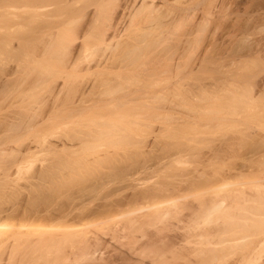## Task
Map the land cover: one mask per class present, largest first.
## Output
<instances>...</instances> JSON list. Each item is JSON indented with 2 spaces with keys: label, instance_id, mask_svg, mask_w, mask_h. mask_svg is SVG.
<instances>
[{
  "label": "bare ground",
  "instance_id": "obj_1",
  "mask_svg": "<svg viewBox=\"0 0 264 264\" xmlns=\"http://www.w3.org/2000/svg\"><path fill=\"white\" fill-rule=\"evenodd\" d=\"M175 1L177 2V0ZM175 1L173 2L172 0L170 2L169 0H166V2L171 6L168 9V11L172 12V13H169L168 15L170 16L172 15L173 19L170 20L169 22H163V20H166L164 18L165 12L163 14V11H164L163 4H165L163 0H0V9L3 10L5 8L4 12L5 11L7 12V18H8V13L10 14L9 18L10 16L13 17V19L11 18V20L10 19L8 20L3 16L4 13L3 15L0 14V74L6 75L5 73H9L8 71L9 69H7V67H8V64H10V61L13 60L15 62V64L14 62L13 64L16 65L15 70L17 71L19 69L21 70V71L19 70L20 71L19 74H24V78L25 76L26 77L30 76V78H32L33 76L32 79L34 80V82L30 81L31 82L30 83L26 81L27 84L26 82H22V85L25 84L27 87L29 86L28 84L30 85L32 84V88L31 86L29 87L31 89L36 90V92L41 90V88H42V91L44 90L45 92L46 90H48L46 94H42L43 92L38 93V95L42 94L43 96L40 95L41 98L36 99L37 94L35 93L34 90L30 89L33 92L32 93L28 87H27L28 89L24 87L25 85L22 87L20 86V84H18V86H14L16 88L18 87L20 88V89L19 88L16 89L17 91L15 92L16 98L18 99L20 98V103L21 102L26 103V104L28 103L29 105V106L27 105L28 109L26 108L24 111H27L29 114L30 110H33V113H31V115L30 114L27 115V117L23 116V117H26V119L21 118L20 116L21 121L17 120L16 122H19L17 124L8 123V121H10L9 119L8 121L7 120L5 121L9 125H6V123L2 122L4 125L2 126L0 125V126L2 128L3 126H6L3 129L8 130L7 133H10L11 135H14V136H18L19 133L22 131V129H24V132H28V133L31 131L33 132V130L38 129L40 125H42L43 123H46L45 121H48V120H50V122L51 120L53 121V116H54L53 111H55V113L60 112L62 116V117L60 116L62 121L57 122V124L60 123L58 124L57 128L64 127L63 129H67V130L68 129L71 130L72 127L75 128V129L73 128V130L71 131L68 130L70 131L69 134H64L66 135L65 137L68 140L66 141L69 142V144L67 143L68 145L66 144V141L65 143H62V144H61V141H59L60 144L63 146V148L60 150H64L63 151L64 153H65L66 147L67 146L69 147L68 149L69 151L68 152L66 151L65 153L66 155L63 154L65 157L61 154L63 158H61V156L60 158L58 157L57 162L53 163L55 164V166L51 165L52 164L51 163L49 165H51L52 167L48 165L50 168H47L46 166L47 171L43 168L46 172L43 173L41 170V174L36 173V174H39L38 175L39 177L37 176L36 179L39 178V179L45 180L46 183H47V179L52 180L51 183L50 181L48 182L50 183L48 193L50 192V195L52 194V196L48 197L50 195L47 196L43 191V193L48 198L47 197L45 198L44 194L42 198V196L40 195V191L42 193V190H43L42 188H44V186L41 185L42 186L41 188V186H39L40 184L39 183L37 185V188H36V184H34L35 185L34 186L35 188H34L33 186H30L31 181L29 180L30 183L28 182L30 188L33 187L36 190L37 194L39 193L38 198L39 196H41L40 199H42L43 200L42 202L47 204L48 207H49V204L51 205L56 200L54 199L53 201L54 197H59L61 199L65 198V200L67 202H70V204L74 202V200H76L75 195H73L75 191L74 187L76 186L75 184L77 185L79 184L78 186L80 185L82 186L84 183L87 182L88 177L91 176L90 168H89L90 162L86 158L87 155L84 153L88 151H92V150H97L104 146H108L110 150L112 148V150L114 151L115 148L117 149L121 147L124 148L128 144H132L131 140L133 139V137H135L133 135L136 134L135 133L136 129L134 130L130 128H124L121 126L125 124L126 125L128 124L137 125L140 123H146V124L148 123L151 124L154 122L163 123V120L165 118L169 120L170 116L166 114L167 112L169 113V111L166 110L164 112L163 104L169 105V106L172 105V107L175 105H177L178 107L179 105L180 106L186 105L187 107L191 106L189 107L191 108V112L194 111V115L196 114L197 108H195L196 107L195 103L194 105L192 104H193V99L196 97L194 99V102H195L197 98L199 97L198 95H195L194 93L196 89H198L197 87H199L198 86L199 80L197 79V76H198L197 74H199L198 71H200L201 69L203 71L206 70L205 72L209 73V71L213 69L211 68L210 70L209 67L211 64H213L214 60L213 62H211L212 58L209 59L206 57V55H205L206 59H204V57L202 56L198 57L200 54L195 56L197 54V53L195 54V52H197L198 49H200L198 47L199 42L196 38H193L191 41H188L187 39L185 40L187 42L182 43L183 40H182V35H180L181 33L180 30L182 31L183 26L186 25L187 22L193 19H198V18H194L195 15L192 16V14H186V9H183V6H185L187 3H185V5L179 3L180 5L179 6L178 4H176ZM199 1L198 3L200 4ZM208 2L209 4H206ZM208 2L207 0L206 2H204L207 6V10L206 8H203L202 14L200 16V19L202 20L203 23H207L206 21H208L212 12H214V8L217 7V6H214V3H212L213 0L212 2L211 1H208ZM25 30H27V32L23 33L22 31H25ZM187 36H188V33H187ZM203 40H206V39H203ZM170 42L171 44L173 42L174 43L176 42V44L170 45ZM191 42H192V45H191ZM196 44L198 45L197 47H196ZM193 45L195 46L193 47ZM206 47L204 48L202 47L203 48L202 52L206 50ZM210 53L212 52L207 51V53L205 54H208L209 56ZM191 55L197 58L195 57H194L195 59L193 57L191 58ZM216 66H218L221 69L223 65L216 64ZM218 67L217 69L219 71L220 69ZM96 69L97 70L100 69L99 72H101L100 74L99 73L94 74V75L96 74L99 75L98 77L100 78V80H98V84H96L97 83L96 81V83L94 84H89L88 88L87 87L82 88L80 83L77 84L76 79L80 76V74H82L83 72L91 73V71L93 73L95 72ZM11 70L13 71L14 68ZM15 74H18V73L15 72ZM88 79L91 80L90 78ZM58 80H61V82L62 81L63 82L61 83L59 81L60 82L59 84ZM19 82L20 81H18V83ZM221 83L218 85H221ZM16 84H17V81H16ZM45 86H48L47 87L48 89ZM43 87H45V89ZM63 87H64V90L67 89L65 96L61 95ZM26 90L30 91L31 95ZM14 91L15 90L11 91V93ZM245 91L246 93L241 94L239 89H237L236 87H230L229 89L224 91L221 96L208 97V99L212 101L215 100V104L218 103V101H220L219 100L220 98L221 99L224 98L223 101L228 100V103L227 102L223 103L222 101L221 104H216L219 107L215 106V112H214L215 114L213 113L214 110L212 111L210 110V112L212 113L210 115L211 116L215 115L214 117H212V119H218L219 118L218 116L220 115L219 113H221V110H223L224 112V109L227 110V113H229L231 117L232 116L239 117V116L246 115L249 118V116L252 115V111L258 108L257 103L260 101H258L256 95L253 94L255 93L253 90H252L253 93L250 92L247 88ZM9 92L10 91H8L7 93ZM44 95H46V97H44ZM31 96L33 98H31ZM61 96H63V98H60ZM10 104H12V102ZM33 104L35 105L37 104L38 107L36 106L33 109L32 107L35 106ZM30 107L32 109H30ZM219 108H220V111H219ZM199 109L201 108H198V112L200 111ZM94 110H97V111H94ZM90 112H93V113H90ZM203 113L200 112V115ZM190 114L192 116V113ZM172 115L173 114H171V116ZM197 116L193 119L198 121L201 118V116H198V117ZM56 119L58 121L60 120L58 116L56 117ZM67 132H63V133H67ZM4 134H5V131H4ZM1 135H3V133ZM8 138H10L11 141L12 139H14L13 137L11 138L9 136ZM44 139H42V141L39 140L38 142L39 146L43 147L46 139L48 138H46L45 140ZM18 140L19 138H16V141ZM237 144L239 143L234 144V146H229V149L231 148L230 150L232 151L234 147H236ZM240 145L241 144H239V146ZM45 146L46 145H44V147ZM3 147L4 148L0 147V170L4 172L5 174L7 173V176H4V177L10 179V176H12L14 173L15 175L17 174V176L22 173V170H23L22 164H21L22 162H20L19 158H18L19 160L16 158V156L18 155H20L21 157V154L17 153L18 155L17 154L15 155V152L8 154V151L10 150H7L8 148L5 149L6 146H3ZM50 147H46V148L51 149ZM104 148H107V147H104ZM236 150L238 151L237 148ZM111 152L109 154H111ZM232 154L234 153L232 152ZM10 155L11 157L15 156V158L13 159L12 157L13 160L9 162V160L7 159L10 158V157L8 158V156ZM72 160H73V163H72ZM112 161L111 159H109V157L107 160H104V161H101L98 159L97 162L99 163L97 164V162L95 161V165L97 164L96 166L99 167V169L101 170L105 165L106 166L111 165L113 163ZM90 166L92 167L91 164ZM93 169L95 168L93 167L92 170ZM100 170H98L99 173L101 172ZM216 171L217 170H215V172L213 173L220 174L222 181L220 182L218 180L219 178L217 179V177H220V176H215L212 173H210L212 174V176L216 177L215 179L216 181H214V177L212 178L213 179L212 181L213 182L219 181V183L210 185V188L207 190L203 189L202 191H198L194 193V196L198 197L201 200V201L199 200L200 205H201V208L199 206V211H201L202 213L212 214L214 213L213 211H216L218 208L221 207L220 202L225 201V199L233 198V197L235 198L233 200L237 202H235V205H232L231 203L228 206L229 207L228 209H231L230 212L231 211L235 212L237 211V209L239 212V207L244 205L248 201L255 202L256 204H258V206L261 207V208L257 207V209L260 212L258 211L256 213L254 212L253 213L255 215H258V217H261V218L255 219L252 217L253 220L252 219L250 220L251 222L254 221V225H252V227L250 225L247 226L244 223H243L244 226L242 228L240 227L241 225L238 226L239 229L241 228L240 233H239V236L241 237L239 238H241L242 241L244 240V242L239 247L235 246L236 249H234L235 247H232L233 251L234 250L236 251L238 249L239 252L238 254H237V251L234 252V254L236 253L238 255V258L235 257L234 259L237 258V260L230 262V263L231 264H264V171L263 169H262V172L261 170H259L260 171L259 174L261 173L260 174L261 176L256 177V178L254 176L255 179L251 178V176L250 178L245 179L246 176L241 175V174L237 178L236 176L238 174L236 172L237 175L234 174L236 175L235 176L236 179L234 181L232 179L229 180L230 177L229 178L226 177L228 175H226L224 178L223 173L221 174V172H216ZM227 171H226V174H227ZM240 171L238 170L239 173H243ZM203 172H201V174H203ZM230 172H232V170ZM40 175H42L41 176L42 178L40 177ZM104 175H102V178H105L103 177ZM230 175L232 176L233 173L232 174L230 173ZM242 176H245V177H242ZM33 177H31L32 180H33ZM207 178L210 179L209 177ZM16 179H20V178L17 177ZM11 181L12 179H10V182ZM16 181L18 180H13V183ZM57 181H59L60 183L58 184ZM205 181H207V179H205ZM210 181L211 179L208 182ZM7 182H6V185H7ZM45 182L44 183L42 182V183L45 185L46 184ZM110 183H111V180H110ZM14 184L17 185L18 183H14ZM38 186H39V189H38ZM30 188L28 187L27 189H30ZM34 189H31L30 191ZM79 189H81V187ZM76 191H78L77 193L78 195L79 194L81 195V196L79 195L81 198H85L87 194L88 196H90L92 193L94 194V191L96 193L97 189H96V186H94V187H91L90 189L83 188V190L81 189V190H76ZM15 192H18V191H15ZM3 193L1 191L0 195ZM6 194H8V192ZM17 195L18 194L16 193V197ZM5 196L2 197L1 195L3 200H1L0 198V204L1 202L4 201L6 197L7 199L5 200H8V196L6 197ZM10 196H13V195H10ZM28 196L30 197L33 195L30 194ZM16 197H14L15 200L19 196L17 198ZM12 198L11 200L15 201ZM30 198L33 199L34 196ZM79 198L77 197V200H79ZM180 198L179 199L173 198V200L169 199V201L165 202L166 204L164 203V205H167V206L162 209H160V203L157 204L156 202H154L155 204L148 206L147 208H142L140 210L138 209L140 213L144 211V213L139 217H142V218L149 217L148 220L146 218L147 221L145 222V224L147 225L152 224L153 221L155 220H161L163 219V215H166L169 212L171 207H176L177 203L181 201ZM27 199L29 198L27 197ZM33 200H30L32 205H34V203L37 204V202L39 201V199L38 200L35 199V201ZM58 200L59 199H57V201ZM30 201H28L27 203H29ZM8 202H11V201L8 200L7 203ZM25 202H22L21 200V203L24 204ZM44 203L42 204L44 205ZM54 204L56 205V201ZM68 204L69 203H67L68 208H63L65 204L64 205L62 203L60 204V205H63V207H61V210L63 208V213H64V209L65 211H67V213L69 210V213H70V211L72 210L71 208L77 205L76 204L73 206L72 204L71 206L73 207L70 208ZM29 205L31 206V204ZM55 205L54 207L57 210L60 207V205L57 208ZM236 205L237 206L240 205V206L237 208ZM2 206H0L1 209H2ZM4 206H6L5 203H4ZM13 206H15V204L12 205V207ZM18 206L19 204L16 205L15 208L16 207L18 208ZM45 206H41L42 208L39 207L38 209L35 206L29 207V209L27 210H30V211L35 210L32 208H36L37 210H40V209L43 210ZM243 207H245V205ZM4 208L5 207H3V209ZM80 208H78L77 206L78 210H80ZM254 208L256 209V207ZM75 209L73 210L76 211L77 209L76 210ZM24 210H26V208ZM27 210L26 212L23 211L24 214L25 213L28 214L29 211L27 212ZM42 210L38 212H40L41 214ZM46 210L48 211V209ZM52 210H54V208L53 209L51 208V210L49 209V211H52ZM56 210H54L55 213L58 212ZM145 210L152 211L151 214L153 216H150L151 214L149 215L148 212L147 214H145L146 213ZM243 210H245V208ZM14 211L15 209H13V211L11 209L12 213H14ZM17 211L15 213L19 214L20 212L19 211L17 212ZM74 211H72V213ZM78 212H81V211H78ZM111 212L110 213L108 212L110 216H107L103 219L94 220V221H89L82 217L78 218L74 222H72L73 220L68 219L69 221L71 220L70 221L72 222L71 224L69 222L68 223L65 222L64 219L66 218V216L63 219L64 222L60 220V218L62 219V217L57 218V221L60 220L61 222L55 221L56 223L54 221L53 222L49 221L50 219L44 221V217H43L40 223L38 222L24 223L23 222L22 224L15 223L13 220L11 222L9 220V217L11 216H9L8 219L6 216L5 220L2 219V216H1V219H0V264H14V262L17 264H35L36 261H42V263L40 264H111L112 262V261L110 262V260H112L110 259L111 256L109 258L108 256L104 258L103 256L96 255V253L98 252L97 246H94L95 244L91 243V240L88 241V239L91 238V237L88 238V235L95 236V235H98L97 233H103L107 231L108 226L110 224L116 223V225H118L117 220L120 217H117L114 214L111 216ZM136 212L137 211H129L125 214H122V216L120 214L121 218L122 219L124 218L122 221L120 220V222L122 224H124L126 221L128 223H131L132 221L131 217L134 214H136ZM22 213H20V215L18 216L23 218V216H21ZM48 213H51V212H48ZM72 213H70L71 216H72ZM17 214H13V215L10 214V215L14 216ZM40 214L38 213L39 216ZM235 214L237 215L238 213L236 212L234 213V215ZM61 216H62V213H61ZM14 217H17V216H14ZM49 217H46V219ZM3 218L5 217L3 216ZM18 218H15V219L19 221L20 219ZM138 218L136 217L135 219H138ZM246 218H248V216ZM36 219H38L39 221L38 217ZM200 219H202V217L199 219H196L194 223L196 222L199 223ZM31 220L34 221V219L32 218ZM51 220H54V219H51ZM124 220L126 221L123 223ZM118 223H119V220H118ZM110 226H113V225H110ZM113 229L111 228V230ZM210 231L211 229H209L205 233L206 235L205 234L203 235L209 236ZM108 234L109 232L107 231V235ZM208 240L209 238L207 237V241ZM207 241L201 242V245L211 244V241H208V242ZM92 242L94 241L92 240ZM88 243L89 244L91 243V244L88 245ZM94 243H100V241L98 242L96 241ZM150 243H148L147 245L150 246L149 245ZM154 243H151V244L154 245ZM154 247L156 248L155 245L152 248ZM146 248L148 249L147 246ZM152 248L150 246L149 249L154 250ZM159 249H161V247ZM226 249L227 247L226 248L223 247V249L220 250L223 252L222 256H225V255L226 257L228 256L229 253L225 252ZM4 250L5 251L7 250L8 252L5 258H3V253L5 252ZM229 250H226V251H229ZM155 251L160 255L163 254L162 249L160 250L161 252H158V250H155ZM17 253L18 255L20 254V256L23 255L25 257L24 259H21L22 260L21 262L19 260V263L16 262L15 260V258L17 257L15 255H17ZM206 255L208 254L206 253ZM36 257L38 259L35 260ZM212 260H215V259L213 258ZM36 263L38 264V262ZM205 263L207 264V262Z\"/></svg>",
  "mask_w": 264,
  "mask_h": 264
},
{
  "label": "rangeland",
  "instance_id": "obj_2",
  "mask_svg": "<svg viewBox=\"0 0 264 264\" xmlns=\"http://www.w3.org/2000/svg\"><path fill=\"white\" fill-rule=\"evenodd\" d=\"M169 1L171 2L172 0H169ZM174 1L175 0H173V2ZM198 1L199 0H184V1L177 0V2L176 1L175 2L178 5L179 3L184 4V5L185 3H187L185 5L186 7L182 5L183 9H186V14H192V16L195 15L194 18L199 19V20L193 19L187 22L186 25L183 26L182 31L180 30L181 32L180 35H182V40H183L182 43L187 42L185 41L187 39L188 41H191L193 38H196L199 42L198 43L199 46L196 44V47L198 46L200 49H198V51L196 50L197 51L195 52V54L197 53L196 55L195 54L193 55L197 56L200 54L198 57L202 56L204 57V59H206L205 58V55H206L207 58L209 59L212 58L211 62H213V60L215 62V63L213 62V64L210 65L209 69L210 70L211 68L213 69L209 71V73L205 72L206 70L205 71L201 69L200 71L197 70L199 74H197L198 76L197 75L196 76H197V79L199 80V83H198L199 87H197L198 89H196L194 93L195 95L199 96L198 97L199 99L197 98V100L194 102V99L196 98L195 97L193 99V104L192 102L191 104L194 105L195 103L196 107L195 106L194 107L197 108L196 109L197 112H198V108H201L203 111L199 109L200 111L198 113L196 112V114L194 115V111L191 112V108H189L191 106L187 107L186 105H183V106L181 105L182 106L181 107L179 105L178 107L177 105H175L172 107V105L169 106V105L163 104V110L164 112L166 110L169 111V113L167 112L166 114L170 116L171 120L170 119L168 120L165 118L164 119L165 121L163 120V123L162 122H158V123L154 122L151 124L140 123L137 125L136 124L126 125L125 124L121 126L124 128H130L134 130L136 129L135 130L136 134L133 135L135 137H133V139L131 140L132 144H128L124 148L123 147L119 149L115 148L114 151L117 149L116 150L117 152L116 151L114 152L112 148H111L112 150L111 152L108 146H104L107 148L101 147L97 150H92V151H88L84 153L88 156V157L86 156V158L92 165L91 167L90 164L88 163L89 168H90L91 178L88 177L87 182L84 183L85 185L83 184L82 186L81 185L78 186L79 184L78 185L75 184L76 186L74 187L75 191L73 190L74 191L73 195H75L76 200H74V202H72L71 204L70 202H67L64 197H62L64 199H61L59 197H54V198L52 197L53 201L54 199H56L55 200L56 205L54 204L55 201L53 202L51 200L53 202L52 203L53 205L49 204V207L47 204L42 202L43 200L40 199V197L42 196L43 198L44 193L47 196L50 195V192L48 193V190H49V186L52 180L47 179V183H46L45 180H42L39 178L36 179V177L39 175L36 173L41 174V170L43 173L46 172L47 168L52 167L51 165L55 166V164L53 163L57 162V159L58 157L60 158L61 154L66 155L65 153L66 151L67 152L69 151L68 150L69 147L68 146L66 147V150L64 153L63 152L64 150H60L63 148L61 144L65 143V141L67 140V138L65 137L66 135L64 134H69L70 131L73 130L74 127H72L71 130L68 129L70 131H68L67 129H63L64 127L57 128L58 124H60V123L57 124V122L62 121L61 119L62 116L60 112L55 113V111H53L54 113L53 115L55 116V117L53 116V121L56 119L57 116L60 118V120L58 121L56 119L54 122L52 120L51 122L50 120L45 121L46 123H43L42 125H40L38 129L33 130V132L31 131L32 134L31 132L29 133L24 132V129H22V131L19 133L18 136H14V135H11L10 133H7L8 130L3 129L6 126H3V128L1 127L2 125H4L3 123H6V125H9L8 123L17 124L19 123V122H16L17 120L21 121V118L26 119L27 115L29 114L31 115V113H33V110H30V109L32 108L34 109L37 106V104L36 105L33 104L35 106L34 107L31 106L32 108L30 107L29 109L30 112L28 114L27 111H24L29 106L28 103L27 104L22 103V102L20 103V98L19 99L16 98L15 92H17L16 89H18L19 87L16 88L14 86H18V84H20V86L22 87L25 85V84L22 85V82H26V81L34 82V80L32 79L33 76L32 78H30V76L28 77L25 76L24 78V74H19V72L21 71L20 69H19L20 71L15 70L16 68V65H14L15 62L13 60L10 61V64L11 62L12 64L11 65L8 64V67H7V69H9L8 71L10 74L5 73V72L3 73H5L6 75L0 74V123H1L0 129L2 128L0 130V143H1L0 147L4 148L3 146H6L5 149L8 148L7 150H10L8 151V154L12 152L13 153L15 152V155L17 153L21 154V157L20 155L17 154L19 157L16 156V158L17 159L19 158L20 162H22L21 164H22L23 170H22V173L18 176L17 174L15 175V173L12 176H10V179H12L11 182H10V179L4 177V176H7V173L5 174L4 172L0 170V190L2 191V193L4 192L5 195L8 196V200L12 202V203L11 202L7 203L8 200H5L7 199V197L4 195V193L1 194L2 197L5 196L6 198L4 199L5 202L3 201L0 204V206L3 205L2 209L0 208V219H1V216H2V219L4 220L6 219V216H7V219L9 216H11L9 217V220L11 222L13 220L15 223L22 224L23 222L24 223L26 222L27 223H30V222L40 223L43 217H44V221L50 219L49 221L55 222L57 221V218L62 217V219L60 218L62 222H64L65 220V222L67 223L69 222L71 224L72 222L76 221L78 218H81V217L89 221L103 219L107 216H110L109 213L113 211L111 212V216L114 214L120 218H118L119 223L117 220L118 225L114 223V224H110L113 226H110V225L108 226L107 231L109 232L110 235L109 234L107 235V231L103 233H97L98 235H95L96 237L93 235L91 236L88 235V238L91 237L90 239H88V241L91 240V243L95 244L94 246H97L98 252L96 253V255L103 256L104 258L107 256L109 258L111 256L110 257V259H112L110 260V262L112 261L111 264H204L205 262H207V264H228V263L231 264L230 262L237 260L238 258L237 254L239 250L238 249L236 250L237 254L235 253L236 254L235 256L234 252L236 251L235 250L233 251L232 247H235V246L239 247L244 242V240L242 241L241 238H239L241 237L239 236L240 229L244 226V224L247 226L250 225L252 227V225H254V221L253 222L250 221L252 217L255 219L261 218V217H258V215L254 214L259 211L257 207L259 208L261 207L258 206V204H256L255 202L248 201L247 203L244 204L245 207H243L244 205L242 206L236 205L237 208L239 206L241 208L243 207L242 209L239 207V212H238V209L235 212L234 211L230 212L231 209H228L229 208L228 206L231 203L232 205H235V202H237L233 200L235 199L233 197V198L225 199V201L220 202L221 207L218 208L216 211H213L214 213L212 214L202 213L201 211H199V206L201 208V205H200L201 200L198 197H195L194 193L198 191H202L203 189L207 190L210 188V185H214L216 183H219V181L220 182L222 181L220 174L213 173L215 172V170H217L216 172H221V174L223 173L224 178L226 175H228L226 177L227 178L230 177L229 180L232 179L233 181L236 179V177L238 178L240 174L245 175L246 177L242 176V177H245V179L250 178V176L251 178L255 179L256 177L261 176L260 175L261 173L259 174L260 172L259 170H261L262 172V169H263L264 171V168H263L264 167V152H263L264 151L263 150L264 149V0H213V2L212 0H207V2L211 1L212 3H214V6H217L216 8H214V12H212L213 15L211 14L212 16L211 15L210 17L208 16L209 19L208 21H206L207 23H203L202 20L200 19V16L202 14L203 8H206L207 10L206 4H209V2L205 4L204 2H206V0H200L199 1L200 4H199ZM163 2L165 3L163 4V8H164L163 14L165 12L166 15L164 14L165 16L164 18L167 20V21L163 20V22H169L170 20L173 19L172 15L171 16L168 15L169 13H172L168 11V9L171 6L166 2V0H163ZM1 10L2 9H0V14L3 15L4 13L3 16L6 19L8 20L9 19L11 20V18L13 19L12 16H10L9 18V15H10L9 13H8V18H7V12L6 11L4 12L5 8L2 11ZM197 30L198 31L200 30V31L198 32ZM22 32L25 33L27 32V30L22 31ZM187 33H188V36H187ZM203 39H206V40H203ZM175 44L176 42L175 43L173 42L172 44L170 42V45H175ZM191 45H192V42H191ZM194 46L195 45H193V47ZM202 47L203 48L206 47V50H205L206 52L204 51L205 53H207V51H210L213 54L210 53L208 56V54H205L204 52H202L203 51ZM195 56L191 55V58L192 57L194 58ZM216 64L217 65L222 64L223 65L221 67L222 70L218 66H216ZM217 67L220 69L219 71ZM13 68H14L13 70L14 72L11 70ZM96 70L93 73L91 71V73L83 72L82 74H80V76L76 79L77 84L80 83L82 88L83 87L88 88L89 84H94L96 83V81H97L96 84H98V80H100V78L98 77L99 75L96 74L97 75L96 76L94 74L95 73L100 74L101 72H99L100 69L97 71ZM15 72L18 74H15ZM88 78H90L91 80H89ZM61 80H58L59 84ZM16 81H17V84H16ZM18 81L20 82L18 83ZM221 82L224 84H222ZM220 83L221 85H218ZM28 85L31 86L32 88V84L31 85L28 84ZM29 86L27 87L30 90L31 88ZM24 87L27 88L26 85ZM45 87L47 88L48 86H45ZM45 87L43 88L45 89ZM230 87H236L237 89H239L241 94L246 93L245 91L246 88L252 93L254 91L255 93L253 94L256 95L257 100L260 101L257 103L258 108L252 111V115L250 116L248 115L249 118L245 114H243L245 116H239V117L232 116L231 117L229 113H227V110L224 109V112L223 110H221V113H219L220 115L218 116L219 117L218 119H212V117H214L215 115L211 116L210 114L212 113L210 112V110L211 111L214 110L213 111L214 113L215 106L219 107L216 104H221L224 98L223 99L220 98L219 100L221 102L218 101V103L215 104V100L212 101L208 99V97L221 96L223 92L229 89ZM13 90L15 91L11 93V91ZM31 90H34V89H31ZM65 90L63 87L62 89L63 93L61 92V95H64V96L66 95L67 89ZM8 91L10 92L7 93ZM30 91L28 92L31 95L32 91L31 92ZM34 91L37 94L36 99L41 98V96H43L42 94H46L48 92V90H46V92L44 90L42 91V88L38 92H36V90ZM5 93L8 95H6ZM38 93H42L40 94L41 96L38 95ZM44 97H46V95H44ZM31 98L33 97L31 96ZM60 98H63V96H61ZM11 102L12 104H10ZM224 102L228 103V100L223 101V103ZM13 104L14 105L17 104V105L14 106ZM94 111H97V110H94ZM219 111H220V108H219ZM200 112L201 113L204 112V113L200 115ZM90 113H93V112H90ZM190 113H192V116ZM171 114H173L172 115L173 117L171 116ZM197 115L201 116V118L198 121L193 119ZM23 116H26V117H23ZM9 119L11 122L8 121ZM6 120L8 121V123L5 122ZM4 131H5V134H4ZM48 132L50 133V135ZM63 132H67V133H63ZM2 133L4 137L3 135H1ZM8 136L11 138L12 137L14 138L12 139L13 142L11 141L10 138H8ZM44 137L45 139L48 138L46 139L45 144H44L46 146L44 147L43 145V147H41L39 146L38 142L39 140L42 141ZM16 138H19V140L16 141ZM59 141H61V144ZM67 141H66V144L67 143L69 144V142ZM233 143L241 144L240 146L239 144H237L240 148L236 145V147H234V149L231 151L230 150L231 148L229 149V146H234ZM46 147H50L51 149L46 148ZM236 148L238 149L239 152L236 150ZM110 152L111 154H109ZM232 152L234 154H232ZM63 156H61V158H63ZM12 157L13 159L15 158V156H12ZM12 157L11 155L8 156L9 159L7 160H9L10 162L11 160H13ZM108 157L109 159H111V161L114 158L115 161L114 160L112 161L113 165L112 164L109 166L105 165L100 170L99 167L96 166L99 163L97 162V160L99 159L101 161H104V160H107ZM95 161L97 162L96 165H95ZM72 163H73V160H72ZM93 167L95 169L92 170ZM97 169L100 170L101 172L99 173ZM202 169L206 173L207 176L202 171ZM95 170L98 173H96ZM229 170L230 171L232 170V172H230ZM238 170L239 171L241 170L240 172H243V173L247 172V173L246 174L239 173ZM226 171H227V174H226ZM201 172H203V174H201ZM236 172L238 175L236 174ZM210 173H212L215 176H220V177H217V179L219 178L218 179L219 181L213 182L212 178L214 177V181H216L215 180L216 177L212 176V174ZM230 173L231 174L233 173V175L231 176ZM234 174H236L237 176ZM97 175L101 178H99ZM102 175H104L103 177L105 178H102ZM15 176H17L20 179H16L17 177ZM41 176L42 175H40V177ZM31 177H33V180L31 179ZM207 177L211 179L210 182H208L210 179H208ZM108 179L111 180V183H110V180ZM205 179H207V181H205ZM13 180H18L14 182L18 184L17 185L14 184ZM29 180L31 181V183L29 182ZM49 181L50 183H48ZM6 182H7V185H6ZM28 182L30 183V186H33V187L35 186L34 184H36V188H37V185L40 183L39 186L41 185L44 186L45 190L47 191H45L44 188H42L41 186L43 190H42V193L40 191L41 196H39L38 198L39 193L37 194L36 190L34 189L35 187L30 188ZM42 182L43 183L45 182L47 184V185L45 184L46 187ZM57 182L58 184L60 183L59 181ZM196 182L198 183V185ZM26 185L30 189H27L28 187ZM39 186H38V189H39ZM94 186H96L97 191L96 193L94 191V194L93 193L91 195L89 194L90 196H88L87 194L85 198H81L80 197L81 195L79 194L80 195L79 196L77 194L78 191L76 190H81V189L83 190V188L90 189L91 187H94ZM17 187L19 188L20 191L18 190ZM80 187L81 189H79ZM31 189H34L32 190L33 192L30 191ZM14 190L18 191L19 193L15 192ZM7 192L8 194H6ZM16 193L18 194L17 197L19 196L18 198L16 197ZM35 193L37 196L35 195ZM30 194L34 196L33 198L34 200L30 198L33 196H30V197L28 196ZM45 194H44V197L46 198L47 196ZM1 195H0V198L1 200H3ZM10 195H13L17 199L15 200V198ZM51 196L52 194L48 197H51ZM183 196L184 197L186 196V197L184 198ZM27 197L29 199H27ZM77 197L78 198L80 197L81 200L80 198L79 200H77ZM11 198L15 201H12ZM173 198L174 199L180 198L181 201L177 203L176 207H171L169 212L167 214L165 213L166 215H163V219L155 220L153 221L152 224L147 225L145 224V222L148 220L149 217H146L147 220L145 217H144L145 219L142 217H139L144 213V211L140 213L139 211L140 209L147 208L148 206L155 204L154 202H156L157 204L160 203V209H162L167 206V205H164V203L169 201V199L173 200ZM35 199L37 200L39 199V201L41 202L38 201L37 204L34 203V205H32L30 200L35 201ZM57 199H59L58 200L59 202L57 201ZM21 200L22 202H25V201L26 202L23 204L21 203ZM28 201L30 202L27 203ZM65 202L69 203L68 205L70 206V208L77 204L75 207L71 208L72 210L70 211V213L74 211L73 209L75 208L77 209V206L78 208L81 207L80 210L77 209L78 211H81V212H78L75 209L76 211H74L71 216V214L69 213V210L67 213V211H65L64 209V213L66 212L64 215L63 208H68L67 203ZM4 203L6 204L8 208L4 206ZM42 203H44V205ZM59 203L60 204L62 203L63 205L65 204L66 206L64 205L63 207V205H60ZM14 204L15 206L19 204L18 208L17 207L15 208V206L12 207V205ZM29 204H31V206ZM58 204L60 205L59 207L60 209L58 208L59 210L58 209L56 210L54 205L57 208L59 206ZM72 204L73 206H71ZM34 206L37 209L41 206H45L46 208L44 207L43 210L40 209L42 210L41 214L40 212H38L40 210H37L36 208H32V209H35L33 211L27 210L29 209V207H34ZM82 206L84 207L85 210L83 209ZM3 207H5L6 209L5 208L4 209L9 212L5 211ZM50 207L52 209L54 208V210L58 212L55 213L54 210L49 211V209L51 210ZM61 207H63L62 210H61ZM254 207H256V209ZM25 208L27 212L28 211L30 212L31 215L29 214V212L28 214L25 213L26 215L24 214V212H26V210H24ZM244 208L245 210L246 209L247 210L246 211L243 210ZM11 209L12 211L13 209H15L14 213L11 212ZM17 209L20 213L24 211L21 214L23 218L18 216L20 215V213L19 214L15 213ZM46 209H48V211ZM1 210L2 212L4 211L5 212L2 213ZM129 211H137V212L131 217L132 218L131 223H128L126 220H124L123 223L125 221L126 222L122 224L120 222V220L122 221L124 219V218L123 219L121 218L122 214H125ZM36 212H38L41 217ZM48 212H51V213H48ZM145 212H146L145 214H147L148 212L149 215L152 213V211H146V210ZM236 212L238 214L234 215V213ZM34 213L39 218V221L38 219H36L37 217L35 216ZM61 213H62V216H61ZM10 214L12 215L17 214V215H14L17 217H14ZM66 214L67 215L70 214V215H68L67 217ZM254 215L257 217H255ZM3 216L5 218H3ZM30 216L32 219H34V221L31 220ZM65 216L67 219L65 218ZM135 216L137 218L139 217L138 218L139 220L135 219L136 218ZM150 216H153V215L151 214ZM247 216L250 219L246 218ZM46 217H49V218L46 219ZM201 217L202 219L199 220L200 224L198 222L194 223L196 219H199ZM15 218L20 219L19 221L21 222L17 221V219ZM51 219H54V220H51ZM68 219H71L73 221L70 222L71 220L69 221ZM60 220H58L57 222H61ZM238 226H240L241 228L239 229ZM111 228L112 229L114 228V229L111 230ZM209 229H211L210 234L212 235L209 234V236H205L206 235L205 233ZM98 236H100L101 238ZM97 237L100 239H98ZM207 237L209 238L208 241H211V244L201 245V242L207 241ZM92 240L94 242L100 241V243H94L92 242ZM153 240L156 243H154ZM150 242L154 243L156 248L157 247L158 248L157 249L155 247L152 248L154 245H152ZM148 243H150L149 245L154 250L149 249L150 246L147 245ZM90 244L88 243V245ZM146 246L148 247L149 250L146 248ZM160 247L163 250V254L161 253L162 255L158 254L155 251V250H158V252H161L160 251L161 249H159ZM223 247L224 248L227 247L226 250L230 249L229 251L225 250V252L229 253V254L227 253L228 254L227 257L226 255L222 256L223 252L220 250H222ZM230 247L232 248V250ZM234 249H236V247ZM4 253H3V258L6 257L8 253L7 250ZM206 253L208 255H206ZM15 256H17L15 260L18 263H19V260L21 262L22 261L21 259L25 258L23 255L21 256L20 254L18 255V253ZM220 256H222L223 258ZM37 257L35 258V260L38 259ZM235 257L237 258L234 259ZM213 258L215 260H212ZM36 262H38V264L42 263V261H36ZM36 262L35 264H37ZM14 264H17V263L14 262Z\"/></svg>",
  "mask_w": 264,
  "mask_h": 264
}]
</instances>
